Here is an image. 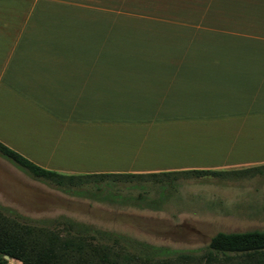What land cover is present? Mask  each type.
I'll return each instance as SVG.
<instances>
[{
  "label": "crops",
  "instance_id": "1",
  "mask_svg": "<svg viewBox=\"0 0 264 264\" xmlns=\"http://www.w3.org/2000/svg\"><path fill=\"white\" fill-rule=\"evenodd\" d=\"M0 143L67 175L264 166V0H0Z\"/></svg>",
  "mask_w": 264,
  "mask_h": 264
},
{
  "label": "rangeland",
  "instance_id": "2",
  "mask_svg": "<svg viewBox=\"0 0 264 264\" xmlns=\"http://www.w3.org/2000/svg\"><path fill=\"white\" fill-rule=\"evenodd\" d=\"M171 6H161L169 17ZM204 7L194 14L195 21L208 18L228 32L248 17L209 15ZM250 169L58 187L32 178L0 156V206L36 222L65 218L156 248L201 255L218 232L264 231V168ZM7 264L21 263L11 259Z\"/></svg>",
  "mask_w": 264,
  "mask_h": 264
},
{
  "label": "trees",
  "instance_id": "3",
  "mask_svg": "<svg viewBox=\"0 0 264 264\" xmlns=\"http://www.w3.org/2000/svg\"><path fill=\"white\" fill-rule=\"evenodd\" d=\"M0 156L32 178L49 181L58 187L83 182L169 178L177 175L221 174L210 170H192L163 174H85L67 175L38 167L0 143ZM264 166L250 170L259 171ZM21 264H264V231L218 232L201 255L184 253L92 229L65 218L32 221L0 206V264L3 258Z\"/></svg>",
  "mask_w": 264,
  "mask_h": 264
},
{
  "label": "water",
  "instance_id": "4",
  "mask_svg": "<svg viewBox=\"0 0 264 264\" xmlns=\"http://www.w3.org/2000/svg\"><path fill=\"white\" fill-rule=\"evenodd\" d=\"M3 258H4L5 260H9L8 256H6V255H4Z\"/></svg>",
  "mask_w": 264,
  "mask_h": 264
}]
</instances>
